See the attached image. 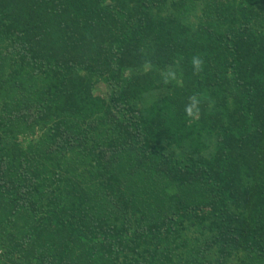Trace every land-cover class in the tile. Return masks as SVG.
<instances>
[{"label": "trees", "instance_id": "trees-1", "mask_svg": "<svg viewBox=\"0 0 264 264\" xmlns=\"http://www.w3.org/2000/svg\"><path fill=\"white\" fill-rule=\"evenodd\" d=\"M0 264H264V0H0Z\"/></svg>", "mask_w": 264, "mask_h": 264}, {"label": "clouds", "instance_id": "clouds-1", "mask_svg": "<svg viewBox=\"0 0 264 264\" xmlns=\"http://www.w3.org/2000/svg\"><path fill=\"white\" fill-rule=\"evenodd\" d=\"M193 63L199 67V65L202 63V61H200L199 58H193ZM191 99V104L189 106L186 107L185 111L187 112V114L189 116L193 115V108L196 106V104L198 103V101L196 100V97H192ZM198 112V109H197Z\"/></svg>", "mask_w": 264, "mask_h": 264}]
</instances>
